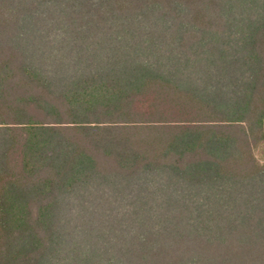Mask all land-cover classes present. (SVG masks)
Returning <instances> with one entry per match:
<instances>
[{
  "label": "trees",
  "instance_id": "16d2710c",
  "mask_svg": "<svg viewBox=\"0 0 264 264\" xmlns=\"http://www.w3.org/2000/svg\"><path fill=\"white\" fill-rule=\"evenodd\" d=\"M0 264H264V0H0Z\"/></svg>",
  "mask_w": 264,
  "mask_h": 264
}]
</instances>
